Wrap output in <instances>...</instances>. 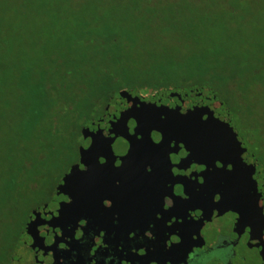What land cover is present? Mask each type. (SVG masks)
I'll return each mask as SVG.
<instances>
[{"label": "trees", "instance_id": "trees-1", "mask_svg": "<svg viewBox=\"0 0 264 264\" xmlns=\"http://www.w3.org/2000/svg\"><path fill=\"white\" fill-rule=\"evenodd\" d=\"M259 1L0 0V250L75 161L81 127L122 90L208 86L262 137L264 47L250 42L244 61L212 73L197 35L214 8L242 32L235 20Z\"/></svg>", "mask_w": 264, "mask_h": 264}, {"label": "flooded vegetation", "instance_id": "flooded-vegetation-1", "mask_svg": "<svg viewBox=\"0 0 264 264\" xmlns=\"http://www.w3.org/2000/svg\"><path fill=\"white\" fill-rule=\"evenodd\" d=\"M195 86L162 101L166 124L153 116L158 91L135 100L120 91L93 115L75 161L29 210L0 264H264V133L208 87L254 157L255 175L240 180L208 117L181 116ZM73 166L80 172L64 192Z\"/></svg>", "mask_w": 264, "mask_h": 264}, {"label": "water", "instance_id": "water-1", "mask_svg": "<svg viewBox=\"0 0 264 264\" xmlns=\"http://www.w3.org/2000/svg\"><path fill=\"white\" fill-rule=\"evenodd\" d=\"M190 91L192 92V97L190 100L192 102L185 103L186 106H183V110L185 109L186 111H184L181 116L185 115L187 117H198V115H206L208 117L206 122L210 124L208 125V127H210L209 130L217 135L214 136V138L221 139V141H219L220 146L229 149L228 156H233L231 159L237 166L236 173H238L240 180L244 179V175H255L252 165L254 162V157H252V153L247 150L243 140L234 127L229 108L225 105V102L220 100L215 94L213 95L212 92L208 90V86L191 87ZM174 92L175 89L173 88L163 89L159 90L156 94L149 98L150 101L154 102L152 104L153 109H156L153 114L156 124H166L162 114V101L165 98H168L171 94L173 95ZM196 95L203 96L204 99L201 100V103L195 102ZM120 96L128 99L134 98V100L138 98L137 92L131 89L122 90L120 92ZM153 109H151L150 113ZM151 122L154 123L153 120H151ZM86 130L88 129H84V131ZM125 137L131 140L127 135ZM81 162L86 164L83 151H81ZM78 172H80L79 167L73 166L70 172L64 177V183L59 186V189L64 192H68L67 190H70L71 187L73 188Z\"/></svg>", "mask_w": 264, "mask_h": 264}, {"label": "rangeland", "instance_id": "rangeland-1", "mask_svg": "<svg viewBox=\"0 0 264 264\" xmlns=\"http://www.w3.org/2000/svg\"><path fill=\"white\" fill-rule=\"evenodd\" d=\"M213 3L210 2L207 5L210 6ZM242 6L248 7L245 4H242ZM216 9L214 8L211 12L207 13L212 16L216 15V17L200 18L201 25L198 21L199 28L197 29V35L203 41L201 48L203 51H206L208 60L211 62L208 68L212 70V73L215 72L213 70L216 67L221 69L236 63L237 60L238 62L244 61V57L248 56L249 51L247 48L250 47V42H253L252 45L254 47L256 45L264 47V1L255 3L254 7L241 14L244 18L235 20V22L242 23V32L240 33L233 32L236 27L234 21L232 22L231 19L223 16V13L215 12ZM193 43H195V39L185 42V44L183 43V46L185 47L186 44L191 45ZM254 56H256V52ZM67 170L66 166L62 172Z\"/></svg>", "mask_w": 264, "mask_h": 264}]
</instances>
